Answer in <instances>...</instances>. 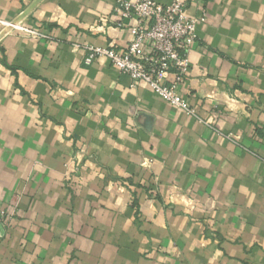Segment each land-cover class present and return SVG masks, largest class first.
Here are the masks:
<instances>
[{"label":"crops","instance_id":"1","mask_svg":"<svg viewBox=\"0 0 264 264\" xmlns=\"http://www.w3.org/2000/svg\"><path fill=\"white\" fill-rule=\"evenodd\" d=\"M120 1L0 0L51 36L0 39V264H264V0H182L197 117L85 64Z\"/></svg>","mask_w":264,"mask_h":264},{"label":"built area","instance_id":"2","mask_svg":"<svg viewBox=\"0 0 264 264\" xmlns=\"http://www.w3.org/2000/svg\"><path fill=\"white\" fill-rule=\"evenodd\" d=\"M114 13L117 20L113 24L121 29L128 28L131 42L126 48L87 46L85 64L91 65L104 58L131 79L132 87L143 82L165 102L197 117L196 110L182 96L180 87L191 69L189 56L198 39L197 28L206 21L205 15L191 16L188 4L182 0L169 4L154 0L120 1ZM132 19L135 24L127 26L126 21ZM12 32L37 40L51 38L43 30L11 22L0 30V39Z\"/></svg>","mask_w":264,"mask_h":264}]
</instances>
